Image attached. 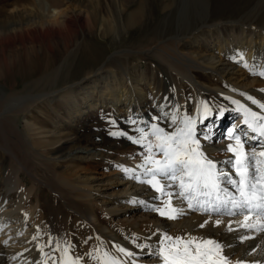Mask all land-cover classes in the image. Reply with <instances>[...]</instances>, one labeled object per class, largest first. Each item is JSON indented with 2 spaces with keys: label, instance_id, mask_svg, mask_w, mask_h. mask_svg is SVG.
I'll list each match as a JSON object with an SVG mask.
<instances>
[{
  "label": "bare ground",
  "instance_id": "obj_1",
  "mask_svg": "<svg viewBox=\"0 0 264 264\" xmlns=\"http://www.w3.org/2000/svg\"><path fill=\"white\" fill-rule=\"evenodd\" d=\"M5 1V14L0 19V78L20 74L23 66L32 72L33 56H41L39 50L51 54L61 43L69 46L81 32L100 28L104 36L118 35L123 28L156 16L155 0ZM210 2L170 0L163 5L166 18L177 12L178 28L173 36H161L146 51L157 57V64L166 66L175 81L180 79L181 84L188 85L187 89L182 85L174 91L179 103L177 117L195 115L197 107L205 104V93L227 95L217 105L210 103L212 111H217V118H212L207 132L211 140L202 139L201 143L209 158L234 176L232 165L227 163L231 154L225 151L233 141L228 136L220 138L217 144L214 141L228 114L237 111L240 116L227 133L233 129L237 134L247 133L246 149L264 150L261 146L264 138H252L256 134L243 123L241 108L261 113L248 96L264 103V91H261L264 77L258 75L264 71V0H258L238 19L224 22L210 21ZM136 3L139 8L127 14ZM226 28L230 29L227 34ZM120 52L111 54L96 69L74 82L70 80L72 73L66 68L65 60L36 78L22 94L3 89L0 107L7 105L8 100L19 101L5 111L8 115L0 112L1 147L9 152L4 191H0V264H60L64 247H69V255L79 258L80 264H100L94 257L104 252L118 258L121 264H161L152 253L163 233L171 236L190 233L217 240L225 245L224 252L232 264L237 261L264 264V232L239 227L243 214H212L209 225L200 228L208 215L188 210L178 198L173 199V205L186 212L178 220H167L152 210L161 206V200L156 199L159 194L133 179V173L123 171L133 169L144 179L143 169L137 167L143 163L144 151L128 156L118 155L124 150L115 151L117 154L102 161L105 166L114 163L113 170L101 177L84 167L90 168L100 161L87 160L85 164L70 157L79 140V124L86 114L104 108L118 117L140 116L141 119L153 107L152 101L161 97L162 90H157L155 78L134 75L127 63L129 51ZM48 53L45 54L49 63ZM200 71L207 75L204 81L198 76ZM187 90L192 91L193 98ZM233 96L238 103L230 101ZM166 116L171 119L170 114ZM202 124L197 125L198 137L203 131ZM22 173L29 176V183ZM40 185L62 200L67 214L49 213L38 192ZM222 187L238 195L231 185ZM216 219L223 221L219 227L214 226ZM229 223L236 231H227ZM57 243L61 250L54 251ZM117 247L134 255L124 256Z\"/></svg>",
  "mask_w": 264,
  "mask_h": 264
},
{
  "label": "snow or ice",
  "instance_id": "obj_2",
  "mask_svg": "<svg viewBox=\"0 0 264 264\" xmlns=\"http://www.w3.org/2000/svg\"><path fill=\"white\" fill-rule=\"evenodd\" d=\"M258 75L264 77V71L259 72ZM247 99L256 104L261 109V113L241 106L243 123L256 134L253 139L264 138V114H262L264 103L251 96ZM233 103L238 102L233 101ZM211 114L212 109L207 104H202L201 107H197L195 115L184 114L177 117L173 114L170 119L172 126L170 132L156 123L151 124L147 131L145 128L136 129L138 137L127 138L144 150L141 153L143 163L137 166L143 169L144 179L136 175L133 169H123V171L133 173V179L149 185L159 194L156 199L161 200V206L152 210L167 220H178L186 215L183 208H177L172 203L174 198H178L186 204L188 210L208 215L209 218L199 225L200 228L209 225L212 214H243V220L238 222L239 227L264 232V150L259 152L255 149L247 150L245 145L248 134H237L235 129L229 131L228 138L233 142L226 146L225 151L231 154L227 163L232 165L234 176L225 173L204 151L201 140L210 141L211 136L202 133L198 137L197 133L198 123H203ZM112 134L126 135L122 132ZM261 146L264 149V139H261ZM158 156L160 158H157ZM224 184L231 185L238 195L228 192L222 187ZM172 188L176 190L169 191ZM228 205H231V209L242 210V213L228 209ZM222 209L228 210L222 212ZM250 220L252 222H249ZM222 223V220L216 219L214 226L219 227ZM227 231L234 232L236 229L229 223ZM49 243L52 241L50 240ZM138 247L145 246L138 245ZM224 249L225 245L214 239L190 233L177 236L163 233L160 244L152 255L156 256L161 264H232ZM57 250H61L58 243L54 251ZM117 251L127 257L134 255L122 247H117ZM62 252L60 264H80L79 258L73 259L69 255V247H64ZM94 258L100 260V264H121L118 258L108 252ZM236 264L242 262L237 261Z\"/></svg>",
  "mask_w": 264,
  "mask_h": 264
},
{
  "label": "rangeland",
  "instance_id": "obj_3",
  "mask_svg": "<svg viewBox=\"0 0 264 264\" xmlns=\"http://www.w3.org/2000/svg\"><path fill=\"white\" fill-rule=\"evenodd\" d=\"M169 2L170 0H155L156 7H154V11L156 16L153 19L150 21L143 19L144 21L141 20L131 28H123V31L118 35L104 36L100 28H95L93 32L86 31L85 34L81 32L76 35L71 42L72 44L70 43L67 47L64 46L63 43H61L59 47H54L51 54H49L47 50H39L41 56L37 58L33 56L35 63L32 72H29L30 69L26 71L23 66V70H21L20 74H9L8 76L0 78V99L4 100L3 89L7 93L10 92V88L13 91H21L22 94V91H25L24 89L26 87L28 88L31 82L33 83L36 78L62 65L65 60H67L66 68H70V72L72 73L70 75V80L74 82L96 69L102 61L106 60L111 54L117 52L121 53L120 51H129V60L127 63L131 66V71L134 75L138 76L143 74L149 77L153 76L156 81L157 90H162L161 97L152 101L153 107L146 114L141 116V119L140 116H129V118L118 117L113 114L112 110H105L104 108L100 109L98 113L90 112L86 114L79 124V140L77 146H75L76 148H72L73 151L70 156L85 164L87 160L100 161L99 163H94L90 168L88 165H84V167L90 169V172L95 176L101 177L104 173L111 172L113 166H115L114 163H109V165L106 163L107 166H105L102 161L117 154L115 151L119 149L124 150V152L120 151L118 154L122 156L138 155L136 152L144 151L140 145L132 143V141L127 138L129 136L134 138L138 137L136 129L145 128L147 131L151 124L156 123L166 131H172L170 119L166 115H177L179 103L175 98L174 91L177 87L182 85H184L186 89L188 87V85L184 83L181 84L179 82L180 79H176L175 81V79L171 77V73L166 70V66L164 64H162V66L161 64H157V57L146 51V49L153 45L161 36L167 38L173 36L178 28L177 12H172V14L166 18L165 13L161 9L163 5ZM257 2L258 0H211L209 8L211 9L210 21L224 22L236 20L249 11ZM5 3V0H0V19H3L5 14ZM137 4L138 3L133 4L126 13L128 14L132 10L139 8ZM229 28L224 30L225 34L229 32ZM218 33L219 32H216L215 34ZM45 53L50 55L49 63L47 61L48 56H46ZM1 62L0 60V64ZM198 74L202 81L207 78V75L202 73V71ZM27 90L31 89H26V91ZM187 92L189 93L188 96L193 98L192 91L187 90ZM205 95L207 96H205V104L209 107L211 102L217 105L220 101L227 98V95L223 92L220 95H214L212 92L205 93ZM234 100L235 96L230 99V101ZM17 101L19 100L14 99L11 102L8 100L6 102L7 105L0 107V112H4L3 114L7 113L5 111ZM239 114L240 112L237 111L228 114L226 122L222 123L218 128V138L214 141L215 144L220 142V138L227 137L225 135L227 128L234 125V122L238 120V116H240ZM6 115H8V113ZM216 115L217 111L213 110L211 116L200 126L201 129L203 128L202 133L209 132V128L212 126V118L216 120ZM19 122L20 126L23 127V119L19 120ZM121 132L126 135L112 134ZM2 142L3 139L0 136V191L1 189L4 191L3 187L6 182L5 175L7 166L9 165V152L1 147ZM25 174L26 173H22V177L29 183V176ZM38 192L41 195L40 198L43 201L42 203H47V205L44 204V207L50 214H56L61 211V213L67 214L66 205L60 198L54 195L52 191H48L45 185H40Z\"/></svg>",
  "mask_w": 264,
  "mask_h": 264
}]
</instances>
